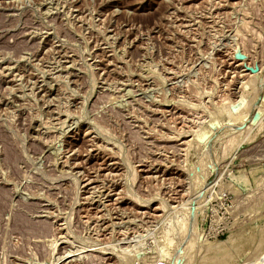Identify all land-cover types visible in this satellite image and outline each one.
Masks as SVG:
<instances>
[{
	"label": "rangeland",
	"instance_id": "374dc122",
	"mask_svg": "<svg viewBox=\"0 0 264 264\" xmlns=\"http://www.w3.org/2000/svg\"><path fill=\"white\" fill-rule=\"evenodd\" d=\"M0 264H264V0H0Z\"/></svg>",
	"mask_w": 264,
	"mask_h": 264
},
{
	"label": "bare ground",
	"instance_id": "6f19581e",
	"mask_svg": "<svg viewBox=\"0 0 264 264\" xmlns=\"http://www.w3.org/2000/svg\"><path fill=\"white\" fill-rule=\"evenodd\" d=\"M185 133H186V132H185ZM117 168H118V166L115 167V169H117ZM90 180H91V179H90ZM99 198H101V197H99ZM103 205H104V204H103Z\"/></svg>",
	"mask_w": 264,
	"mask_h": 264
}]
</instances>
